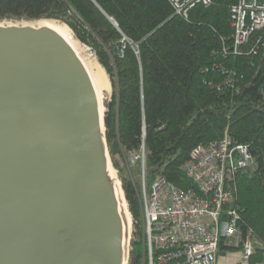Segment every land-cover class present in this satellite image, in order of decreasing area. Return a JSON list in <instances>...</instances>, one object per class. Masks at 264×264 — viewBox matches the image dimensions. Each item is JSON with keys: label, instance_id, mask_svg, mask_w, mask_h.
I'll list each match as a JSON object with an SVG mask.
<instances>
[{"label": "trees", "instance_id": "trees-1", "mask_svg": "<svg viewBox=\"0 0 264 264\" xmlns=\"http://www.w3.org/2000/svg\"><path fill=\"white\" fill-rule=\"evenodd\" d=\"M236 2L213 0L184 16L170 0H0V20L56 19L96 52L113 87L110 152L140 227L141 171H130L126 156L144 145L147 187L164 177L194 188L184 169L192 150L227 135L256 161V170L238 174V203L243 231L252 228L264 244V32L255 53L249 45L231 52ZM140 244L133 237L129 264H142ZM228 251L222 242L220 253ZM261 263L257 248L248 264Z\"/></svg>", "mask_w": 264, "mask_h": 264}, {"label": "water", "instance_id": "water-1", "mask_svg": "<svg viewBox=\"0 0 264 264\" xmlns=\"http://www.w3.org/2000/svg\"><path fill=\"white\" fill-rule=\"evenodd\" d=\"M101 101L49 19L0 20V264H128Z\"/></svg>", "mask_w": 264, "mask_h": 264}, {"label": "built area", "instance_id": "built-area-1", "mask_svg": "<svg viewBox=\"0 0 264 264\" xmlns=\"http://www.w3.org/2000/svg\"><path fill=\"white\" fill-rule=\"evenodd\" d=\"M176 14L187 16L198 5L213 0H170ZM233 53L249 45L256 52L264 32V0H239L230 10ZM88 53L96 58L92 47ZM123 52V51H122ZM224 54L229 53L226 48ZM145 147L131 158L140 167L141 234L144 264H247L264 244L254 230L242 228L243 209L238 203L237 177L241 170H256L249 146L229 136L198 145L184 169L194 188L179 189L164 177L147 187ZM135 224L138 222L135 220ZM235 249L220 253V244ZM238 250V251H236ZM234 263V264H236Z\"/></svg>", "mask_w": 264, "mask_h": 264}, {"label": "bare ground", "instance_id": "bare-ground-1", "mask_svg": "<svg viewBox=\"0 0 264 264\" xmlns=\"http://www.w3.org/2000/svg\"><path fill=\"white\" fill-rule=\"evenodd\" d=\"M238 1L239 0H237L236 3H238ZM37 22H33V23L36 24ZM49 22L52 23L62 34L67 36L70 39V41L73 43V45L76 47V49L82 54L88 66V69L90 70L92 77L94 78V81L96 82L97 88L100 92V96L102 100L101 102L104 104L103 102L104 93L110 89V86L107 84V80L105 79V74L102 66H100V64L96 59H93L92 56L87 53L88 48L84 44H82L79 40H77V38L73 35L72 31L69 29V27L54 19H50ZM125 205L127 207V204ZM127 213L130 224L131 218L128 208H127Z\"/></svg>", "mask_w": 264, "mask_h": 264}, {"label": "rangeland", "instance_id": "rangeland-1", "mask_svg": "<svg viewBox=\"0 0 264 264\" xmlns=\"http://www.w3.org/2000/svg\"><path fill=\"white\" fill-rule=\"evenodd\" d=\"M14 21H23V20H16V19H13ZM56 20V19H54ZM4 21H8V20H4ZM59 21V20H57ZM33 22H37V21H33ZM61 22V21H59ZM62 24L66 25L67 27H69L67 24L61 22ZM69 29L72 31V29L69 27ZM73 35L75 36L74 32L72 31ZM76 37V36H75ZM77 38V37H76ZM77 40H79L77 38ZM80 41V40H79ZM81 42V41H80ZM82 43V42H81ZM83 44V43H82ZM85 45V44H84ZM86 47H89V45H85ZM87 53H88V50H87ZM89 54V53H88ZM93 59H96L98 61L97 58H94L92 57ZM98 63L100 64V62L98 61ZM100 66H102L100 64ZM103 70H104V74H105V79L107 80V84L110 86V89L108 91H106L104 93V99H103V102H104V109L105 111H107V104L109 102H111L112 100V95H113V87H112V83H111V80H110V77L108 75V73L106 72V70L104 69V67L102 66ZM135 153H137L136 151L134 152H131L128 154V156H126L125 160H126V163H127V166L129 167V170L130 171H133V172H137V169H138V166L137 165H134L131 161V158L135 155ZM113 159V158H112ZM114 163V162H113ZM116 169V168H115ZM117 171V170H116ZM117 174H118V171H117ZM122 184V183H121ZM127 204V207L129 208L128 206V202L126 203ZM130 220H131V223H130V245H129V261H128V264L130 262V256H131V249H132V239L133 237L136 239V241H140V245H141V253H140V257H141V263L144 264V260H143V237H142V234H141V227L139 226V224H135V219L133 217V215L131 214L130 215ZM238 251V250H236ZM236 260L234 259L233 261V264L236 263L235 262ZM236 264H243L241 262H238ZM261 264H264V263H261Z\"/></svg>", "mask_w": 264, "mask_h": 264}]
</instances>
